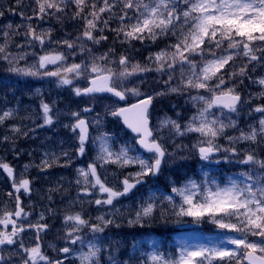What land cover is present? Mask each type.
I'll return each instance as SVG.
<instances>
[{
  "label": "snow or ice",
  "instance_id": "obj_1",
  "mask_svg": "<svg viewBox=\"0 0 264 264\" xmlns=\"http://www.w3.org/2000/svg\"><path fill=\"white\" fill-rule=\"evenodd\" d=\"M17 2L20 3L21 0ZM69 3L76 6L74 18L84 21V31L77 40L86 38L93 44L107 40V36L93 33H103L105 29H109V21L112 19L118 20L119 24L115 29L109 30L114 31L117 37L123 36L121 43L132 44L133 41L144 40L155 43L163 37L174 38L173 43L151 53L147 64L133 63L127 55L110 59L109 53H114L115 50L109 49V53L99 57L93 56L90 62L73 63L70 66L64 65L67 57L63 53L54 52L40 56L37 64L18 67L16 65L28 55L13 54L8 50L13 34L18 33V28L14 29L12 24H8V30L2 33L4 41L0 43V60L12 65L9 71L17 75L56 77L58 86L71 85L73 78L82 77L88 81V86L75 87L73 92L76 96H87L93 100L103 99L105 94L120 101L127 100L129 96L143 97L126 107L105 105V114L121 119L138 137L137 144L140 148L151 155H130V152H135L136 149L127 143L121 145L118 151L114 150L111 146V134L107 132H101L94 137V142H98L95 161L89 164L87 169L77 170L82 178L77 180V184L83 185L82 192L92 195L98 191L106 196L104 199L97 198L91 201L92 203L98 206H114V201L132 193L138 185L146 182L147 177L158 176L162 167L168 163L166 158L174 156L162 143L163 137L154 135L149 118L153 100L169 93L182 95L194 90L197 94L190 96L189 100L196 111L183 128L177 120L165 117L160 121L157 131L170 127L171 131L179 136L188 133L199 134L200 139L193 147L203 161L213 160V154L220 152L229 154L224 157L225 160L240 157L241 154L235 146L224 148L217 141L225 135L226 129L237 127V122L231 118V114H238L244 105L251 103L254 98L251 94L247 98L242 97L237 88L243 84V78L252 79L250 70L255 71L257 65L264 68V0H36V15L44 19L45 16L63 12ZM105 13L108 16L102 18ZM3 15L4 13L0 12V16ZM101 24L103 27H99ZM23 35L29 38V43L35 40L42 46L45 38H51V30L38 33L28 24ZM63 43L69 49L74 47L68 40ZM80 51L90 52L91 49L81 43ZM238 59L246 62L237 67ZM48 65H57V69L40 71ZM177 68L179 83L173 85L171 82L175 78ZM166 70L168 79L165 84L168 88L164 92L146 95L139 87L125 86L133 76ZM252 82L261 86V91L255 94V98L264 100V76L252 79ZM36 91L39 93L40 89ZM41 108L44 121L41 126L52 125L53 106L42 102ZM82 111L90 113L93 106L85 107ZM252 112L261 114L257 125H250L248 132L240 131L238 136L227 137L230 144L242 141L251 144L264 142V103L251 109L249 114ZM71 115L76 118V122L70 126L71 130H78L77 152L83 156L89 140V121L81 117L80 112H72ZM12 116V109L4 111L0 114V124ZM91 123L101 127L103 117L97 113ZM13 131L19 132L20 129L14 127ZM47 155L45 154L46 157ZM63 155L67 156L68 153ZM56 162L58 163V160ZM237 162L251 166L249 171L240 173L245 178L243 182L229 179L228 183L222 185L215 178L210 179L208 173L204 172L202 180L189 178L182 187L172 188V192L181 197L179 204H176L171 196L166 197L171 205L172 215L178 218L192 217L196 222L207 219L219 229L235 235L228 236L211 247L205 244L181 246L175 256L151 253L147 256L149 264H264V159L257 157L253 152H245ZM108 164L120 168L136 166L138 170L128 173L120 181L121 187L117 188L110 186L107 178H102L98 171V165L102 168ZM52 166L53 163L44 159L37 167ZM28 167L30 166H24L25 172ZM0 169L12 178V187L16 193L21 190L25 193L31 192L32 181L25 178L24 172L17 178L15 169L3 161H0ZM12 195L9 193V196ZM149 201L139 205L132 218L127 221L130 226L144 227L146 221L155 217L159 206L151 197ZM15 203L16 210L4 211L0 215V264H12V257L21 254V264H63L61 259H53L47 255L39 243L40 233L49 228L47 223L27 224V228L35 229L37 242L31 247L25 246L22 234L26 231V226L23 222L18 223L17 218H26L30 213L25 212L21 206L19 195L15 196ZM116 212L118 213L119 209H116ZM166 215L161 208L160 216L163 218ZM40 218L44 219L43 214ZM96 220L98 223L92 224L82 213L65 214L64 238L71 245L79 243L80 247L73 249L65 246L59 248V252L66 257L69 254L76 256L79 264H103L101 253L106 251L108 264H127L118 259V248L102 247L101 243L96 242L100 240L99 234H103L109 225L120 227V224L114 216L106 218L105 215H99ZM86 227L92 233V239L87 242L80 235ZM12 246H16V251L8 253ZM48 247L55 249L56 245L50 243ZM84 247H87V251Z\"/></svg>",
  "mask_w": 264,
  "mask_h": 264
},
{
  "label": "rangeland",
  "instance_id": "obj_2",
  "mask_svg": "<svg viewBox=\"0 0 264 264\" xmlns=\"http://www.w3.org/2000/svg\"><path fill=\"white\" fill-rule=\"evenodd\" d=\"M7 4H9L8 0H0V12L4 13L3 16H0V38L4 40L2 33L8 30L6 27L8 24H12L14 29L18 28V33L13 34L11 41V52L13 54L27 53V58L32 55L36 61L32 58L31 65L37 64L39 57L45 54L56 52L63 53L65 56H67L70 49L63 43L65 37L57 36L55 34V29L47 27L41 22L40 19L31 20L21 15L19 11L11 12L12 10ZM5 9H7V11H5ZM14 20L16 21L15 23L13 22ZM30 21L33 22L35 26L34 28L38 33L49 29L51 30V38H45V42L42 46L38 41L35 40H32L31 43H29V38L23 35V33L27 31V29H24L23 25L27 27ZM17 45H23V47H17ZM25 60H21L16 66H23L22 62ZM256 67L254 79L264 76V68H262L260 65H257ZM56 69L57 65H48L45 69H41L40 71H55ZM70 78H72L71 75ZM39 79L41 83L34 82L27 85L26 87H22V90L20 91V97L18 99H16V95H10L8 92L0 91V114L9 109L13 110V116L11 118H7L3 124H0V127H3L6 131V134L0 136V144L5 142V140H10L11 142L14 141L12 145H9L5 148L7 151L6 154H0V161L5 163L6 158H15L13 163L21 164L17 173V178H20V173L24 172L25 178H28L31 181V174L35 173L37 170L41 172V174L35 175L33 177L36 184L40 181L42 182L41 187H38L37 185H35V187L30 186V193H25L22 190L18 194L19 197L20 195H23V198H21V206L27 210V213H30V215H28L26 218H20V223L23 222L26 226V231L22 234L25 246L31 247L37 242L35 238L36 231L33 228H27L28 223H47L50 229L54 228L65 235V226L63 222L65 214L82 213L83 216L86 219H89L90 223L92 224L98 223L96 217L99 215H105L106 218L114 216L116 222L120 224V227L109 225L106 229L111 227L118 228L113 238L118 244L119 248L122 250V253L117 254L118 259L121 262H127V264H149L147 261V256L154 252L160 253L156 240L150 237L148 234L144 235L141 229H139L141 227L130 226L127 221L132 218L139 205L149 201V197H151L159 207L156 212V217L150 221H146L144 227L148 228L149 226L159 224L170 227L182 226L185 224L188 226L196 225V221L192 217L178 218L172 215L170 211L171 205L166 199V197L171 196L173 201L176 204H179L181 202V197L172 192V188L182 187L188 179L184 180L182 183L178 182L165 169L163 173L158 176L157 181L153 183L152 187L149 186V180L152 178L150 176L146 178L145 183H147V185H145V183L138 185L132 193L128 194L127 196L120 197L117 201H114V206H98L95 203H92L91 201H94L97 198L104 199L106 196L105 194L98 193V191L93 192L92 195H86L84 192H82L81 189L83 185L77 184V180L82 179L79 177L77 170L79 168L87 169V166L95 161L98 152V142H94L93 138L98 136L101 132H107L111 134V146L117 151L123 144L127 143L128 145H134L132 144L129 137L124 138L120 145H117L113 141L112 135L116 132H121V128L115 117L105 114V105L109 104L98 103L100 110H98V112L93 110L86 116L89 119L94 132L92 133L90 144L86 146V153L83 156L79 155L77 152L78 132H73L70 127L76 122V118L73 117L71 113L77 112V110L74 109L71 99H75V97H77L74 94L73 89L75 87L83 88L85 86L84 82L79 78H73V84L58 86L56 77H39ZM146 80L147 79H138V81L127 87H139L140 90L146 95H154L156 92H164L168 88V85L164 84L159 90L149 92L146 84L142 86ZM36 89H40V92L37 93ZM259 91H261V86L252 82L251 91L248 94V97L251 94L255 98V94ZM196 94L197 93L195 91H187L181 96L178 94L169 93L167 95L157 97L162 99L163 102L166 101V103H168V100H170L173 95H176L178 96V105L181 108L186 106V112H179L177 116L171 115L161 110L157 111V113L153 116L155 119V131L158 132L159 137H163V144L171 147L173 143L179 142V147L173 150L174 153L195 149L193 145H195L198 139H200L199 134L188 133L186 135L179 136L175 135L174 132L171 131L170 127L160 128L158 131L157 129L159 128L160 121H162L165 117H171L172 119L177 120L183 128L188 122L189 118L196 111L189 100L190 96ZM16 100L18 101L16 102ZM42 102L53 106L54 123L52 125L41 126L44 124L41 108ZM89 105L90 104H87V106ZM97 113L103 117V124L101 127H97L91 123L92 119L96 117ZM217 114H219V112H217ZM246 117L247 120H245V117L243 118L241 111L238 114H231V118L237 122V127L228 128L225 131L228 132L235 130V132L232 133L234 134V137L238 136L240 131L248 132L250 125H257L260 115ZM30 122L35 124V126L32 127ZM37 122L38 124H36ZM65 125H68L69 127H65ZM14 127L19 128L20 131H13ZM227 134L231 133L228 132ZM121 136H124V132L121 133ZM5 137L8 139H5ZM28 140H33L35 143H33L28 148H24V146L21 147V145H23V143ZM179 140H183V142H180ZM243 143H247L251 149L256 145L244 141L233 145L230 144L228 139H225L222 147L227 148L235 146L238 148V146ZM261 144H264V142H261ZM252 151L253 149L251 152ZM65 152L68 153L67 156L63 155ZM137 153V151L130 152V155H135ZM220 153H217L218 155L214 154L213 160L202 161L209 164H218L216 161H221V159H224L219 155ZM45 154H48L47 157ZM18 159L22 161L17 162ZM44 159H48L49 162L53 163V166L49 168L37 167L38 165H41V162ZM56 160H58V163ZM25 165L30 166L26 172L24 170ZM171 167L174 168L173 166ZM137 170L138 168L136 166L120 168L117 165L108 164L101 168L98 165V171L102 178L106 177L107 183L110 186H115L117 188L121 187L120 181L128 173L135 172ZM207 173L209 174L210 171H207ZM212 178H215L217 182H219L218 179L213 175ZM2 179L8 180L7 176L3 174L2 171H0V181ZM9 193L13 194L10 197L14 200L13 204L15 205L13 209L16 210V195H14L13 192ZM161 208L167 213V215L163 218L160 216ZM116 209H119L118 213L116 212ZM41 214L44 216L43 220L40 218ZM217 228L218 227L215 225L212 227V230L214 231ZM80 235L84 237L86 242L92 239V234L88 233L86 229H83ZM233 235H235V233H231L224 229L222 234H214L213 236L210 235L211 237L206 236L207 238L205 239L181 235L179 238V248H181V246L199 244H205L211 247L220 243L221 240H225L228 236ZM40 239L41 240H39V243L42 245L43 250L53 259H61L63 264H79V260L76 256L69 254L66 257L65 254L59 252V248L65 246L77 249L80 247L79 243L77 245H71L67 241H42L43 237H40ZM96 242L100 243L99 241ZM50 243L55 244L56 248H49L48 245ZM101 246L103 247L102 244ZM84 250L87 251V247H84ZM15 251L16 249L11 250L9 253ZM22 258L23 254L19 256H13L12 264H21Z\"/></svg>",
  "mask_w": 264,
  "mask_h": 264
},
{
  "label": "trees",
  "instance_id": "obj_3",
  "mask_svg": "<svg viewBox=\"0 0 264 264\" xmlns=\"http://www.w3.org/2000/svg\"><path fill=\"white\" fill-rule=\"evenodd\" d=\"M35 1V2H34ZM9 7L14 10L21 11L25 17L32 18V20L36 19L38 16L36 12L38 11L36 0H24V2L18 3L17 0H13L12 3L9 4ZM77 11L75 4L69 3L63 12H57L52 16H45L44 20L49 17V20H45L47 23L54 24L57 28V32L59 35H68L67 40L74 44V47L71 48V54L68 58V64L73 63H81V62H90L93 56L99 57L104 53H109V49H114V53H109L110 59H117L120 55H127L130 57L133 63L139 62L141 64L148 63V56L151 53H154L158 49L164 48L167 44L173 43L174 38L163 37L158 39L155 43L144 40L141 41H133L132 44L121 43L123 40V36L117 37V34L114 31H110L109 29H115L118 27V20L112 19L109 21V29H105L103 33L94 32V35H105L108 37L107 40L101 41L99 44H93L91 41L82 38L81 40H77L78 36H81L84 31V21L80 18H74V13ZM87 12L88 9H85ZM108 16L107 13L104 14L102 18H106ZM57 20V21H56ZM63 23V24H62ZM32 27L34 26L33 22L31 23ZM99 27H103V25H99ZM68 34H67V33ZM3 39H0V43H3ZM83 43L86 45L88 49H91L90 52L80 51V44ZM1 61V60H0ZM244 60L238 59L236 61V65ZM1 67L7 70L10 66L7 61L0 63ZM250 67V66H249ZM162 77H168V71L158 72ZM141 75H152L155 76V71L142 73L138 76H133L129 80L136 79ZM250 75V74H249ZM251 76V75H250ZM179 77V68L175 73V78ZM85 80V79H84ZM243 84L239 85L237 91H239L242 95H246L249 91V83L250 79L247 77L243 78ZM238 81H232V83H237ZM92 101H94L91 98ZM263 101V100H262ZM185 159H187V154L182 153L177 163H184ZM176 161V159H174ZM55 235V234H52ZM58 236V235H57Z\"/></svg>",
  "mask_w": 264,
  "mask_h": 264
},
{
  "label": "bare ground",
  "instance_id": "obj_4",
  "mask_svg": "<svg viewBox=\"0 0 264 264\" xmlns=\"http://www.w3.org/2000/svg\"><path fill=\"white\" fill-rule=\"evenodd\" d=\"M32 58L35 59L32 55H30L25 61L27 62L28 65H31L32 63ZM31 61V62H30ZM36 61V59H35ZM21 67H26V66H21ZM10 67L5 70L1 67L0 65V85L7 81V80H14L16 78L18 79H24V80H32L34 79V77H31V76H20V75H17L11 71H9ZM87 105L85 103H76V107L77 109H81L83 107H86ZM100 110V109H99ZM98 112V110L96 111ZM229 137V136H228ZM238 152H240V157H243V154L245 152H249L248 150L244 149V148H237ZM221 157H225V156H228V153H224V152H221L220 153ZM259 158H262L264 159V153L263 154H260L259 155ZM234 171L236 173H240L242 172L243 170L239 167H236L234 169ZM170 175H172L175 179H178L179 182H183L184 180L188 179V177L192 176V175H195L196 173L193 172V171H190L188 169H182V170H175V172H169ZM148 187V186H147Z\"/></svg>",
  "mask_w": 264,
  "mask_h": 264
}]
</instances>
